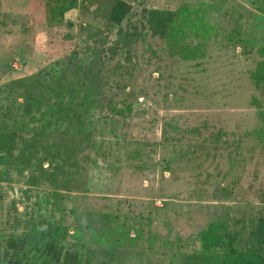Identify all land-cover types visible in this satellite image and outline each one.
Segmentation results:
<instances>
[{"label":"rangeland","instance_id":"obj_1","mask_svg":"<svg viewBox=\"0 0 264 264\" xmlns=\"http://www.w3.org/2000/svg\"><path fill=\"white\" fill-rule=\"evenodd\" d=\"M74 1L52 17L54 0H0V128L13 134L0 264L43 262L6 252L40 219L61 225L56 244L80 264H189L213 220L246 238L264 209V0H121L120 23L116 0ZM179 7L198 10L207 38L152 32L150 9ZM57 75L96 94L92 133L63 122L68 133L40 135L36 157L18 161L40 125L20 104Z\"/></svg>","mask_w":264,"mask_h":264},{"label":"trees","instance_id":"obj_2","mask_svg":"<svg viewBox=\"0 0 264 264\" xmlns=\"http://www.w3.org/2000/svg\"><path fill=\"white\" fill-rule=\"evenodd\" d=\"M74 4V0H54V4L49 8V13L52 17H61L64 11ZM126 11V4L121 0H116L112 4L109 17L113 22L120 23ZM147 21L154 34H165L172 38L174 42L186 38L188 34L205 39L210 32V27H207V23L200 16L198 10L190 7H179L175 18L163 10L150 9ZM58 75L55 77L53 85H44V90L39 93L30 92L27 94L28 98L26 95L25 101L20 104L22 108L19 107L21 111L19 115L27 114L30 120L35 119L40 125L38 133H35L30 140L31 150L22 152L21 155L18 153L17 160L25 158L27 162L30 161L31 155L37 152L36 143L40 135L44 136L47 132L50 135L54 132L63 135L64 132L65 134L68 133L70 130L60 129L63 122L74 125L76 130L74 133L82 134L83 138L89 137L92 133L90 125L94 113L90 112V108L86 103L94 102L96 94L85 90L78 95L77 89L72 86V82L75 81L66 76ZM76 77L80 78L79 80L82 79L81 84L83 85L91 80L88 79L87 75ZM259 79V77L256 78L257 84ZM28 80L30 79H19L16 82L22 83ZM31 95L33 96L31 97ZM88 99L94 100L90 101ZM77 105L81 108L78 111L74 110ZM12 136V132L9 133L0 128V152H7L8 155L11 153ZM48 153H45L44 157ZM35 155L33 156L36 157ZM4 159L5 156L0 155V162ZM244 230L245 225H242L240 230L231 231L224 221H210L200 234L204 252L189 256V264H264V209L254 223L253 228L248 231L246 238H242ZM63 233L64 230L60 224L40 219L32 223L31 234L28 236L12 235L6 239L8 241L7 246H9L6 252H10V257L15 256L17 260L27 257V262H29L30 253L35 252L38 258L44 259L40 264H80L77 254L62 253L61 248L57 246L56 243L62 239ZM31 240L35 241L33 245ZM225 245H228V249L220 254L211 252V250Z\"/></svg>","mask_w":264,"mask_h":264}]
</instances>
